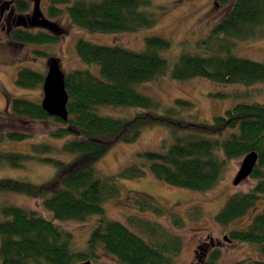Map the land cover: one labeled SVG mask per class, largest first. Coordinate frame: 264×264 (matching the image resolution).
<instances>
[{"label":"trees","instance_id":"trees-1","mask_svg":"<svg viewBox=\"0 0 264 264\" xmlns=\"http://www.w3.org/2000/svg\"><path fill=\"white\" fill-rule=\"evenodd\" d=\"M216 3L229 10L196 43L204 52L191 53L182 45L171 68L164 54L173 44L163 37L145 38L141 51L77 40V56L86 68L65 74L67 121L49 116L40 102L25 97L9 100V110L15 116L38 122L51 120L58 126L50 137L70 139L59 148L47 142L34 143L29 153L0 148V169H25L34 162L57 170L55 178L42 185L1 178L0 194L39 199L55 221L85 223L95 218L96 223L86 250L75 251L71 232L37 212L1 203L0 264H103L100 252L120 264H177L182 250L180 236L148 218L128 217L132 228L108 218L106 203L121 193L118 179L134 180L151 174L175 188L207 192L221 181L229 161L256 153L257 164L249 176L256 181L255 185L248 192L229 196L215 221L227 227L249 215L264 199V104L237 103L208 124L192 122L185 115L194 108L189 100L176 99L166 105L137 89L166 74L179 82L204 79L224 86L264 84V63L238 57L233 51L238 42L264 37V0H216ZM12 7L18 14H25L18 18V23L27 22L31 28L42 26L40 18L27 17L30 11L27 0H14ZM154 9L151 0H47L46 17L43 16L50 27L33 33L24 25H17L9 36L16 44L55 45L62 35L53 21L65 15L72 25L90 33L135 32L157 23ZM156 10L160 12L159 8ZM35 54L52 57L42 51ZM91 67L98 68L99 77ZM45 74L22 68L16 75L15 86L29 91L40 89ZM105 108H138L143 112L133 118H122L102 114ZM151 125H161L168 132L159 144V151L138 153V162L123 168L116 177L104 176L97 170L95 163L113 145L136 142L142 130ZM31 138V134L24 132L0 131V145ZM53 155L68 156L70 161ZM133 205L140 213L172 216L174 226H184L180 216L149 196L134 197ZM194 215L198 218L201 213L195 210ZM229 240L254 246L264 256V210L255 213L245 228L231 230ZM219 259L220 251H215L203 264H218Z\"/></svg>","mask_w":264,"mask_h":264},{"label":"rangeland","instance_id":"rangeland-1","mask_svg":"<svg viewBox=\"0 0 264 264\" xmlns=\"http://www.w3.org/2000/svg\"><path fill=\"white\" fill-rule=\"evenodd\" d=\"M30 11L27 17L34 15L35 4L39 3V10L46 17L47 0H27ZM14 0H0V131H18L32 135V138L20 143L9 142L0 145L1 149L10 152L29 153L34 143L47 142L59 148L68 139L51 138V133L57 128L53 121L38 122L23 119L10 112L8 102L14 97H25L32 101L43 100L42 88L29 91L15 86L18 71L22 68H30L38 72L46 73L49 57H39L35 51H42L48 56L55 57L61 64L64 74L76 69H84L76 52V42L79 39L89 41L97 45H117L132 51L144 49V39L148 37H163L170 40L173 48L164 55L168 58L170 68L173 66L176 56L180 53L182 45L191 53H202L196 43L203 39L209 30L220 22L227 14L229 7L219 6L216 0H151L158 14L157 23L150 28H142L135 32L127 33H90L81 30L70 22L68 17L53 21L60 30L61 39L55 45H22L13 43L9 32L17 25H24L25 29L36 33L42 27H30L26 23H18L17 20L25 14H18L13 9ZM156 8L160 12L157 13ZM234 54L256 62L264 63V37L258 40L238 42L233 49ZM96 76H100L96 67L90 68ZM140 92L154 97L163 104L171 105L176 99L189 100L194 108L185 113L192 122L212 123L216 116L224 115L225 111L237 103L264 104V84L251 87L243 85H219L204 79H193L186 82L172 80L168 74L156 80L140 85ZM225 95V96H219ZM239 95V96H236ZM102 114L133 118L143 112L138 108H105ZM167 129L161 125L146 126L140 138L127 144L118 142L95 163L97 170L104 176L116 177L125 167L137 163V154L144 151H159L161 140L167 138ZM61 160L70 161L68 156L53 155ZM244 157L229 161L224 170L223 177L217 186L207 192H194L175 188L148 174L144 178L134 180L118 179L120 196L106 203L105 209L108 218L121 222L132 228L128 217L138 216L158 222L167 232L174 233L182 239V250L177 257V264H203L210 253L220 251L218 264H236L242 261H263L256 247L232 242L229 240V232L235 228H245L255 213L264 210V199L246 217L224 227L215 221L216 214L221 210L229 196L237 192H248L256 181L250 177L238 185H233ZM57 174V170L46 164L28 163L25 169H0L1 178H13L35 184L51 182ZM149 196L161 206L168 208L172 213L184 220V226L178 228L173 225L172 216L157 217L151 213H140L133 205L134 197ZM15 205L27 210L37 212L47 220L53 221L63 230L73 234L72 249L84 251L87 247L89 235L95 225V218H90L85 223L75 221H55L52 214L46 211L41 200L26 195L14 193H1L0 204ZM198 210L201 215L196 218L194 213ZM2 216L0 214V221ZM135 230V229H133ZM146 238V237H145ZM100 260L103 264H120L113 257L100 252Z\"/></svg>","mask_w":264,"mask_h":264},{"label":"water","instance_id":"water-1","mask_svg":"<svg viewBox=\"0 0 264 264\" xmlns=\"http://www.w3.org/2000/svg\"><path fill=\"white\" fill-rule=\"evenodd\" d=\"M33 16L42 20L41 25L43 27H50L47 20L44 19L42 12L39 10L38 2L35 4ZM42 90V108L48 113L49 116L67 121L68 94L65 88V74L61 69L59 60L55 57H51L48 61V69L45 74ZM257 160L258 156L256 153H250L244 157L242 165L233 180V185L236 186L243 180L249 178L257 164ZM81 264H91V262H85Z\"/></svg>","mask_w":264,"mask_h":264}]
</instances>
